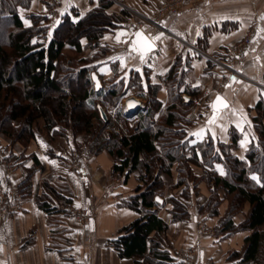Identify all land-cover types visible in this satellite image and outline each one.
<instances>
[{
  "label": "crops",
  "instance_id": "obj_1",
  "mask_svg": "<svg viewBox=\"0 0 264 264\" xmlns=\"http://www.w3.org/2000/svg\"><path fill=\"white\" fill-rule=\"evenodd\" d=\"M110 1L114 4L106 12L123 18V22L114 33H105L100 39V43L110 49L106 56L94 58V51L90 49L81 56L90 60L87 66L92 69L91 79L96 72L103 86L106 80L112 79L123 80L127 85L134 81L119 108L128 115L125 102L134 96L145 106L141 114L147 108L149 86L158 87L156 99L163 109L167 106L169 94L165 81L178 61V72L184 77L182 91H186L183 97L191 100L192 91L199 95L187 114L194 112L198 119L190 120L186 116L191 121L186 138L192 148L187 156L196 149L197 158L202 161L197 146L210 141L215 146L229 145L231 131H235L241 138L233 154L244 160L254 139L256 106L264 100V20L261 19L264 0ZM174 1L179 3L178 9L164 11V6ZM99 7L100 0H33L30 9L23 10L21 15L48 16L49 39H52L61 18L69 16L79 21ZM132 26L143 30L157 46V50L144 59L132 48L131 42L116 39L119 29ZM247 37L251 38V43L246 51L240 56H231ZM82 43L85 45L87 40L83 39ZM218 95L223 96L229 106L213 120L212 103ZM103 108L108 119L111 117L114 121L117 109ZM138 116L129 117L133 120ZM161 117V112L155 115L156 120ZM201 129L204 130L202 135H193ZM87 139V136L76 140L57 137L54 142L57 154L53 156L47 154V146L41 139L27 145L17 144L14 153L20 165L14 173L7 174L0 164V189L5 191L19 188L36 159L40 164L33 175L32 195L24 198L23 211L0 219V264H146L144 257L150 254V245L143 258L122 259L111 243L124 227L140 218L124 203L137 195L142 174L135 171L124 181L113 170L117 163L115 157L107 151L92 152ZM76 144H81L86 152L80 171L71 170L67 165ZM7 146V140L1 139L0 149L10 156L11 149ZM194 171L199 176L203 172L208 176L212 172L220 176L226 174L224 167L217 163L213 169L194 166ZM177 174L175 166L171 175L163 176L166 185L163 196L159 197L163 203L157 201L159 206L154 209L169 225L168 231L160 235L162 250L171 254L174 264H239L240 259L231 256L243 253L248 234L219 232L229 209L224 190L218 191L221 199L218 215H212L214 188L211 182H202L198 194L192 195L187 203L188 218L172 222V206L166 199L171 194L179 196L183 191V188H173ZM117 179L121 182L116 183ZM45 182L62 189V195L72 200L69 205L60 202V213L50 215L39 206L37 198L47 191ZM47 195L56 205L59 203L53 195ZM70 208L79 213H72ZM247 211L248 206L233 219L234 224L242 223ZM191 250L195 251L194 259L187 261L182 254Z\"/></svg>",
  "mask_w": 264,
  "mask_h": 264
},
{
  "label": "trees",
  "instance_id": "obj_2",
  "mask_svg": "<svg viewBox=\"0 0 264 264\" xmlns=\"http://www.w3.org/2000/svg\"><path fill=\"white\" fill-rule=\"evenodd\" d=\"M32 1L0 0V31L5 36V44L0 43V140H7L15 168L20 165L14 153L17 144L27 145L41 139L47 146V154L53 156L57 154L54 147L57 137L76 140L87 136L86 142L92 151H107L115 157L117 163L113 170L124 181L135 171L142 174L137 195L124 203L140 218L124 227L111 242L119 257L143 258L150 245V254L144 257L146 264H174L171 254L162 250L160 239L169 225L154 209L159 206L156 198L163 196L166 185L163 176L171 175L176 166L178 176L173 188H183V191L179 196L171 194L166 199L172 206V222L188 218L187 203L191 196L198 194L202 182H211L214 188L212 215H218L221 203L218 191L224 190L229 201L219 232L248 234L243 253L234 254L232 259H240L239 264H264V100L256 106L254 139L244 160L233 154L241 138L235 131H231L229 145L215 146L210 141L197 146L202 161L198 160L196 149L188 157L192 148L186 137L191 121L186 116L199 95L192 91L191 100L183 97L186 91H182L184 77L178 72V61L165 81L169 94L167 106L163 109L156 99L158 87L149 86L146 110L131 120L119 106L135 82L127 85L123 80H106L101 91L95 92L92 69L87 66L90 60L81 57L89 49L94 51V58L104 57L109 52V47L103 46L100 39L105 33H114L123 22V18L106 12L114 3L100 0V7L79 21L69 16L61 18L49 39L48 16L21 15L23 10L30 9ZM83 39L87 40L85 45ZM98 105L117 109L115 120L109 117V121L104 122ZM159 112L162 117L156 120ZM107 127L111 132L101 135ZM36 160L20 182L24 198L32 195L33 175L40 166ZM216 163L224 167L225 176L215 172L211 176L205 172L199 176L194 171V166L213 169ZM253 176L258 177L259 182ZM44 187L47 191L37 201L45 212L57 214L60 202L71 204L72 200L62 195V189L47 182ZM47 194L53 195L59 203L56 205ZM246 206L244 220L239 225L234 224L233 219Z\"/></svg>",
  "mask_w": 264,
  "mask_h": 264
},
{
  "label": "built area",
  "instance_id": "obj_3",
  "mask_svg": "<svg viewBox=\"0 0 264 264\" xmlns=\"http://www.w3.org/2000/svg\"><path fill=\"white\" fill-rule=\"evenodd\" d=\"M178 5L175 1L173 4H168L164 6L165 10H173L176 11L178 9ZM52 13V12H51ZM140 28H137L135 26H132L130 28H121L117 32L116 39H118L120 42L129 43L131 42L134 34L139 30ZM251 43V38L247 37L245 40H243L240 44H238L235 48V50L232 52L231 56H240L242 55L248 46ZM190 120H197V115L193 112L190 113L187 116ZM85 156L86 152L85 150H75L68 162L67 165L69 169L80 171L85 163ZM0 164L3 166L4 170L7 174L11 175L14 173L15 166L14 163L10 160V156L8 153H4L0 149ZM121 180L117 179L116 183H120ZM23 204H24V195L21 193L19 188H13L9 191H5L0 189V219H5L12 217L16 214H19L23 211ZM70 211L74 214H78L79 211H76L72 208H70ZM183 256L186 257L187 261H193L195 251L191 250L190 252H183ZM189 254V255H188Z\"/></svg>",
  "mask_w": 264,
  "mask_h": 264
},
{
  "label": "water",
  "instance_id": "obj_4",
  "mask_svg": "<svg viewBox=\"0 0 264 264\" xmlns=\"http://www.w3.org/2000/svg\"><path fill=\"white\" fill-rule=\"evenodd\" d=\"M137 33L141 34L143 37H147L148 38V43L151 44V49L147 50V51H145L143 48H140L139 45H137L136 50L139 52L141 58H145L148 55H150L151 53L155 52L157 50V46L155 45L153 40L143 30H138L134 34V36H133V38L131 40L132 48H133V44L135 42H137L138 39H139L138 36H137ZM140 43H143V41H140ZM92 81L94 83L95 91L96 92H100L101 89L103 88V84H102L101 79L99 78V76H98V74L96 72H94L92 74ZM217 97H220L222 99L223 103L227 105V107L229 106V103L227 102V100L223 96L218 95ZM217 97L214 99L212 105L217 101ZM184 98L186 100H188V101L190 100V98H188L187 96H185ZM125 107H126L128 115L131 118H134V117L138 116L139 113L142 110H144V108H145L143 102L141 100H139L138 98L134 97V96H132V97H130V98H128L126 100ZM227 107H223L222 104H217L215 110L212 107V115H213V117H215V118L218 117L221 114V112L223 110H225ZM98 111L100 113V116H101L102 120L107 123L109 121V119H108V116H107L104 108L102 106L98 105ZM156 201H158L160 203H163V200H161L159 197L156 198Z\"/></svg>",
  "mask_w": 264,
  "mask_h": 264
},
{
  "label": "snow or ice",
  "instance_id": "obj_5",
  "mask_svg": "<svg viewBox=\"0 0 264 264\" xmlns=\"http://www.w3.org/2000/svg\"><path fill=\"white\" fill-rule=\"evenodd\" d=\"M261 19L264 20V16H261ZM262 31H264V29H262ZM138 36V41L135 42L133 44V48L136 49L137 45H139L140 48H143L145 51L150 50L151 49V44L148 43V38L147 37H143L141 34L137 33ZM154 39H159V37H155ZM140 41H143V43H140ZM217 104H222L223 107H227L226 104L223 103L222 99L220 97H217V101L212 105L213 109H216ZM215 119V117H213V120ZM204 132L203 129H201L200 132L197 133H193L194 136H199L202 135ZM54 163V162H53ZM254 180H257L259 182V178L256 176L252 177Z\"/></svg>",
  "mask_w": 264,
  "mask_h": 264
},
{
  "label": "rangeland",
  "instance_id": "obj_6",
  "mask_svg": "<svg viewBox=\"0 0 264 264\" xmlns=\"http://www.w3.org/2000/svg\"><path fill=\"white\" fill-rule=\"evenodd\" d=\"M0 43L2 44V45H4L5 44V36H4V34L0 31ZM144 59V58H143ZM73 99V98H72ZM72 99H70V101L72 102ZM97 126V125H96ZM109 132H111V130L107 127L106 129H103L102 131H101V135H103V134H105L106 136L108 135V133ZM73 139V138H72ZM89 144V143H88ZM88 147H89V149L92 151V149H91V145H88ZM75 150H84V149H82V146H81V144H76V147H75V149L73 150V151H75ZM92 152H94V151H92ZM217 152H219V153H221V151H220V149H217Z\"/></svg>",
  "mask_w": 264,
  "mask_h": 264
}]
</instances>
